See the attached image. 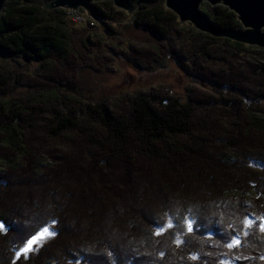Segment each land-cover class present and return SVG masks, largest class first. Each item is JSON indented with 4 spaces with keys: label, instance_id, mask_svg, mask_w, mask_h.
Instances as JSON below:
<instances>
[{
    "label": "trees",
    "instance_id": "obj_1",
    "mask_svg": "<svg viewBox=\"0 0 264 264\" xmlns=\"http://www.w3.org/2000/svg\"><path fill=\"white\" fill-rule=\"evenodd\" d=\"M135 2L131 15L112 0L94 2V13L105 20L130 18L158 39L161 54L134 49L138 61L153 65L168 53L191 58L189 64H180L211 89L194 86L182 96L141 91L122 95L112 107L85 95L55 103L36 99L37 92L61 93L66 87L76 92L79 73L85 68L101 72L100 64L109 59L90 39L87 24L70 26L68 10H49L35 0L6 1L0 14V69L5 72H0V85H5L0 87V138L9 160L17 157L20 162L0 169V264L264 263L258 259L263 247L257 253L252 248L264 244L259 231L264 206V62H252L249 54L250 49H264L193 30L195 46L185 51L184 33L192 29L188 23H180L164 0ZM203 12L221 29L241 28L237 15L224 5H208ZM72 32H80L86 42L76 46ZM174 40H180L178 49ZM15 58H24L23 65L39 62L40 71L26 84L9 77ZM38 125L41 140L60 150L41 170L33 148ZM248 196L252 203L246 202ZM166 203L172 205L171 217ZM187 207L194 208L191 215L202 225H208L202 220L205 214L217 212L212 219L220 235L188 233L181 219V213L188 215ZM253 207L252 213L246 211ZM245 217L256 221L247 235ZM170 220L175 226L167 229ZM152 221L165 226L161 236H155ZM46 225L59 234L17 256ZM234 234L241 245L229 249ZM178 238L185 241L180 246ZM192 255L200 258L194 261Z\"/></svg>",
    "mask_w": 264,
    "mask_h": 264
},
{
    "label": "rangeland",
    "instance_id": "obj_2",
    "mask_svg": "<svg viewBox=\"0 0 264 264\" xmlns=\"http://www.w3.org/2000/svg\"><path fill=\"white\" fill-rule=\"evenodd\" d=\"M29 1V0H25ZM36 2L45 3V0H35ZM105 0H94L96 3H102ZM93 2V3H94ZM134 4L136 5L135 0H133ZM209 4L204 2L201 4V10H205V7ZM218 5V4H217ZM210 6V5H209ZM216 6V5H215ZM213 7V6H211ZM118 9V8H117ZM121 10V9H120ZM124 11V10H122ZM136 11V10H135ZM134 11V12H135ZM127 15L126 11H124ZM82 13V16L86 19L83 22H74L70 18V26L74 29H78L83 24H87L89 28L88 34L91 36L90 39L97 41L96 48L101 50V53L105 57L109 59L108 62L104 64H100L102 67L101 72H95L91 68H85L79 73V88L75 91H70L69 88H65L68 91L59 92H50V93H35L36 99L46 101L49 103H55L59 99H66L69 101L73 99L74 95L76 96L75 99H80L85 95L89 99L99 102H105L110 107L115 105L118 98L125 94H132L137 92H169L171 94H175L177 96L185 95L186 91L189 88L194 86H200L204 88H212V85L206 82V80L201 79L195 73L187 70L185 66H182L181 61L186 65L191 62V58H184V57H175L171 54H163L161 59L157 62H153V65H150L146 62H140L136 58L133 57V51L136 50H154L157 54H161L158 49V39L150 33L148 30L140 27H136L130 18L121 19L119 20H111L103 19V21H98V23L88 24L89 15L82 9H80L79 14ZM133 14V13H132ZM177 16V15H176ZM91 17V16H90ZM179 21V19H178ZM111 24L114 30L108 29L106 24ZM181 23V22H180ZM192 29H189L188 32L184 33V49L185 51H189L195 46V42L192 39V31L197 30L195 27L188 23ZM70 29V28H69ZM198 31V30H197ZM71 39L75 42L76 46H81L83 42H86L85 38L81 36L80 32H72ZM161 43L165 46L169 45L166 40H160ZM191 41L194 42L191 45ZM169 47V46H167ZM180 47V40H174V48L178 49ZM190 47V48H189ZM250 48L256 49H264L259 48L256 46L247 45ZM250 60L254 63L264 62V51L263 52H255L250 49ZM24 58H15L12 61V65L14 70H11V74L9 77L14 79V77H19L20 82L23 84L28 83L33 79L34 75L36 76L40 71L39 62L36 60H29L26 65L23 61ZM158 59V58H157ZM100 69V70H101ZM0 72L4 74V70L0 69ZM8 73H10L8 71ZM1 78V77H0ZM30 80L27 82V80ZM11 79H8L6 83H11ZM6 81V80H5ZM13 81V80H12ZM4 82V80H3ZM0 87H5V85H0ZM19 87V86H18ZM23 87L22 85L19 87ZM61 101V100H60ZM46 115V114H45ZM42 126L38 125L37 130L34 134V146L33 148H37L38 152V159L37 161V169L41 170L45 166L49 165L52 159L59 150L58 145L49 144L44 140H41L42 137ZM4 145L6 143L2 138H0V169H4L8 165H16L20 161L18 158H14L16 160L10 161V157L6 156V152L4 149ZM11 156V155H10ZM33 157V156H32ZM53 157V158H52ZM13 159V156L11 157ZM33 159V158H32ZM252 165L256 168H260V166L253 162ZM46 168V167H45ZM262 170V169H261ZM264 170V169H263ZM264 175V174H263ZM221 189L215 191V194L221 193ZM223 196V195H222ZM221 196V197H222ZM217 197V198H221ZM250 199V200H249ZM252 198L250 196L247 197V203H252ZM244 202V203H246ZM243 203V204H244ZM254 204V203H253ZM256 206V205H255ZM246 209L248 213H252L251 209ZM244 209L241 208V212ZM260 213H263L262 217H264V206L261 207L259 210ZM205 214L204 216H208L210 218L214 217L215 214ZM203 216V217H204ZM204 222H208V217L203 218ZM238 220L237 217H235ZM52 229L53 227L50 226ZM39 232L36 234L38 235ZM253 240H257L255 238V234H253ZM45 238L36 241L33 247L29 250L31 251L36 246H39L45 242H48ZM264 245V244H263ZM260 244H256L252 247L254 252L257 253L261 250L264 246ZM27 247V244L23 246L19 253H28L24 252L23 249ZM259 260H262L258 258ZM243 262V260H242ZM51 264V262H50ZM261 264H264L261 262Z\"/></svg>",
    "mask_w": 264,
    "mask_h": 264
},
{
    "label": "water",
    "instance_id": "obj_3",
    "mask_svg": "<svg viewBox=\"0 0 264 264\" xmlns=\"http://www.w3.org/2000/svg\"><path fill=\"white\" fill-rule=\"evenodd\" d=\"M6 1L0 0V14L5 8ZM93 2L94 0H50L44 3V7L49 10L57 8L82 9L89 16L96 18ZM112 2L116 8L126 11L128 14H132L136 10L133 0H112ZM204 2L210 6L221 4L228 7L237 15L241 28L221 29L217 27L210 17L201 10V4ZM164 4L167 9L177 15L179 22L191 23L200 32L264 48V0H164ZM44 227L51 230L49 225ZM54 237H45V240Z\"/></svg>",
    "mask_w": 264,
    "mask_h": 264
},
{
    "label": "snow or ice",
    "instance_id": "obj_4",
    "mask_svg": "<svg viewBox=\"0 0 264 264\" xmlns=\"http://www.w3.org/2000/svg\"><path fill=\"white\" fill-rule=\"evenodd\" d=\"M167 199V198H166ZM164 207L168 210L167 211V215L169 217H171L173 215V212H172V205L171 204H168L166 203L164 205ZM180 208H184V205L183 204H180L179 205ZM194 211V208L193 207H187L185 209V212L188 214V215H185L184 213H181V219H183L184 221V227L186 228V231L188 233H192L194 230H198V231H207V232H211L213 233L214 235H220V233L218 232V230L216 229L215 227V221L208 217V225H212V227H208V225H202L200 224L199 222V218L198 216H193L191 215V213ZM195 211L197 213L201 212V209L199 207H196L195 208ZM55 223H59L58 221H55ZM153 223V226L156 228V231H155V236L159 237L162 235V233L165 232V226L163 225L162 222H158V221H152ZM256 223V221L254 219H250L248 217H245L244 219V223H243V226H244V229H245V235L248 234V229H250L254 224ZM175 226V222L174 221H169V223L167 224V229H172L174 228ZM4 225L3 224H0V228H3ZM259 231L261 233H264V217H261L259 219ZM58 230L57 229H49L47 227H44L43 230L41 232H39L38 235H35L33 236L31 239L28 240V243H27V247L23 249L24 252H28L32 247L33 245L36 243V241L40 240V239H43L45 237H54L56 235H58ZM185 241L181 240V239H176L175 243L177 244V246H180L182 243H184ZM103 243H107L109 247H113L112 244H111V240H106L104 241ZM241 245V239L239 238V236H236L235 234L233 235V238L231 239V242L227 243V248L229 249H233L237 246ZM121 248H123V245H121ZM113 251H114V248H113ZM109 256H112L113 255V252L110 251L108 253ZM161 257L163 258V256L165 255L163 252H161ZM17 256H20V253H17ZM30 258V257H29ZM200 257L198 255H192L191 256V259L192 260H198ZM261 259H264V255H261L260 257ZM105 264H107V262H105ZM125 264H132L131 261H127L125 262ZM220 264H234V262L232 260H221Z\"/></svg>",
    "mask_w": 264,
    "mask_h": 264
},
{
    "label": "built area",
    "instance_id": "obj_5",
    "mask_svg": "<svg viewBox=\"0 0 264 264\" xmlns=\"http://www.w3.org/2000/svg\"><path fill=\"white\" fill-rule=\"evenodd\" d=\"M80 10H68V17L74 21V22H83L86 20L83 16L82 13L79 14ZM98 21H103V19H100L98 17H90L88 18V24H94L98 23ZM85 22V21H84Z\"/></svg>",
    "mask_w": 264,
    "mask_h": 264
}]
</instances>
